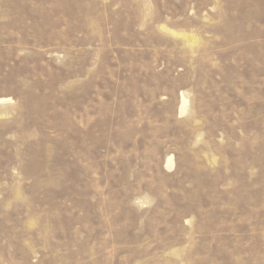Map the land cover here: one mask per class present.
I'll list each match as a JSON object with an SVG mask.
<instances>
[{
    "label": "rangeland",
    "instance_id": "374dc122",
    "mask_svg": "<svg viewBox=\"0 0 264 264\" xmlns=\"http://www.w3.org/2000/svg\"><path fill=\"white\" fill-rule=\"evenodd\" d=\"M6 98L0 264H264V0H0Z\"/></svg>",
    "mask_w": 264,
    "mask_h": 264
},
{
    "label": "bare ground",
    "instance_id": "6f19581e",
    "mask_svg": "<svg viewBox=\"0 0 264 264\" xmlns=\"http://www.w3.org/2000/svg\"><path fill=\"white\" fill-rule=\"evenodd\" d=\"M184 95V94H183ZM183 95H181L180 97V101H181V104H180V109H179V114L180 115H183L184 113H185V111H186V106H187V99H185V97L183 96ZM2 103H4V102H9V100H8V98H6V99H1L0 100ZM172 166H173V159H172V157H168L167 159H166V165H165V167L166 168H168V169H171L172 168Z\"/></svg>",
    "mask_w": 264,
    "mask_h": 264
}]
</instances>
